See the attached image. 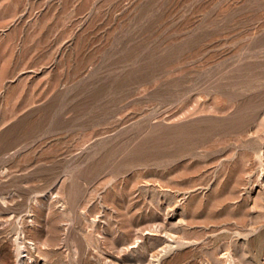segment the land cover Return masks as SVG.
Returning <instances> with one entry per match:
<instances>
[{"label": "rangeland", "instance_id": "obj_1", "mask_svg": "<svg viewBox=\"0 0 264 264\" xmlns=\"http://www.w3.org/2000/svg\"><path fill=\"white\" fill-rule=\"evenodd\" d=\"M0 264H264V0H0Z\"/></svg>", "mask_w": 264, "mask_h": 264}]
</instances>
